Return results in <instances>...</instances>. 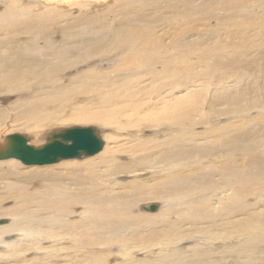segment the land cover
I'll use <instances>...</instances> for the list:
<instances>
[{
    "label": "bare ground",
    "instance_id": "bare-ground-1",
    "mask_svg": "<svg viewBox=\"0 0 264 264\" xmlns=\"http://www.w3.org/2000/svg\"><path fill=\"white\" fill-rule=\"evenodd\" d=\"M110 1L116 4L124 0H0L6 2V6L0 7V75L4 80L1 82L7 87H26L28 84L29 90L30 84L36 82L43 85L42 90L45 84L53 82L54 72L63 69L70 55L75 54L72 51L75 45L60 47L50 43L45 49L40 47L41 50L35 43L18 46L19 41L16 44V40L23 33L27 34V30H21V27L28 22L30 25L35 22L36 27L39 20L44 28L60 25L65 29L69 26L66 31L68 36L74 39L78 35L86 37L78 41L81 47L79 53L88 58L97 56L93 61L96 62V69L90 72L92 75L87 74L77 80L78 87L46 94L42 91L44 94L40 92L32 103L26 102L28 104L24 108L19 106L23 109H19L15 116L24 123L23 130L36 133L25 135L28 144L41 148L52 133L75 127L94 128L104 142L103 150L95 156L66 159L55 165L22 163L28 168H21L19 160L21 165L15 159L0 161V182L5 188L0 204L7 199L15 201L12 208L0 207V217L11 220L0 225V264H28L33 259L40 262L39 257L26 260L30 252L41 256L46 254L45 259L41 257L45 261L43 264H105L104 254H97L92 251L94 249L86 247L89 244L106 247L116 242L122 245L121 256L125 255L126 264H146L147 261L138 263V260L130 258L128 251L136 242L151 248L154 242L160 243L161 240L167 244L172 237L175 241L193 240L197 245H203L201 251H194L193 257L208 254V264H219L211 258L214 256L220 262L217 256L224 253H231L229 263L236 264L235 258L239 256L235 257V252H254L257 242L264 239V209H255V205L248 202L250 198L255 201L264 198V140L250 139L254 136V123L262 124L259 118L253 121L250 116L253 112H264V103L261 106L253 104L257 99V88L264 82L257 83L253 75L254 92L246 94L245 90L221 88V80L214 82L210 90L209 87L200 89L198 77L207 75L209 79L219 72L225 74L234 70L238 56L253 49L255 43L252 39H244L238 44V38L244 32L239 31L237 20L240 1L210 0L208 6V0H138L144 6V11L138 6L136 10L140 23L137 21L124 26L115 23L112 16L104 19L109 25L103 27L108 34H113L112 40H107L104 32H96L90 27H86L83 34L74 29L73 25L81 23H71L77 16L76 9L98 8L95 11L101 17L113 5L109 4ZM193 2L198 4L195 9L191 8ZM219 5H223L226 16L216 22L219 26L212 31L209 39L211 42L224 38L217 47L207 44L197 47L188 44L182 37L185 35L178 37L183 31L196 29V24L204 20L208 13L216 11ZM72 10H76V16ZM145 11L150 15L152 12H149L153 11L160 16L159 20H154L156 23L174 18V30L158 34V28L152 29L154 22L145 16ZM193 11L202 17L192 16ZM83 15L86 16V13ZM232 18L237 21L232 22ZM114 23L115 26L110 27ZM33 29L30 28L31 31ZM50 29L53 30L52 27ZM247 30V35L253 38L264 36V31L254 24L250 23ZM115 48H120L115 53L117 58L114 55L99 61L98 56H103L105 52L113 54ZM197 54L200 55L196 56L197 60H191ZM51 58H56L57 62L50 61ZM106 61L116 62V67L112 70L99 69L100 63ZM54 63L58 65L54 67ZM226 66L234 67L227 69L224 68ZM125 72L131 75L109 79ZM179 74H184L186 78L184 85L175 81ZM233 76L223 78L231 81ZM232 90H235L234 94H230ZM69 94L81 95L88 103L73 108L76 97L72 99ZM6 116L0 110L2 127L5 124L1 121ZM70 122L99 125L52 128ZM2 127L0 145L5 143L7 136L2 133ZM106 127H109L108 132L114 129L113 132L126 133L125 138L121 141L116 135L105 132ZM147 131H153L154 137L143 139ZM243 137L250 138L246 140ZM39 141L42 144L39 145ZM126 158L131 163H126ZM157 158L160 162L152 163ZM142 162H151V170L160 173V177L150 181V186L146 188L140 182L123 183L124 177L139 176L145 172L146 166L143 167ZM159 201H164V206L161 207L157 203ZM150 205H157V210L150 211ZM246 206L253 208L247 209ZM155 213L163 215L162 219L165 217L164 228L157 229L159 225L149 232H141L142 227L154 226L155 219L152 217L156 216ZM73 214L75 216L72 217L81 222L71 221ZM158 222L160 220L155 225L160 224ZM128 229H137L133 234L135 237L128 239L121 235L122 230ZM16 235L18 237L14 238ZM9 236L13 239L7 240ZM67 240L80 245L77 254L72 255L68 245L58 247ZM46 241H52L54 245L41 247ZM237 242L241 243L235 245ZM152 261L150 264H153ZM170 262L186 264L179 257Z\"/></svg>",
    "mask_w": 264,
    "mask_h": 264
},
{
    "label": "rangeland",
    "instance_id": "rangeland-1",
    "mask_svg": "<svg viewBox=\"0 0 264 264\" xmlns=\"http://www.w3.org/2000/svg\"><path fill=\"white\" fill-rule=\"evenodd\" d=\"M136 1V2H134ZM209 1V2H208ZM207 3H208V6L209 4L211 3L210 0H208ZM228 1V0H227ZM240 1V4H239V7H238V10H237V20L238 22L240 23V28H239V31H244L243 34L238 38L240 41L238 44H241L242 41L244 39H252L254 40V47L253 49H251L250 51H248L247 53H244V54H241L238 56V63L235 66V69L232 70V71H229L227 73H223V72H219L217 74H215V76L213 78H209L208 79V76L207 75H202V76H199L198 77V84H199V87L200 89L201 88H207L209 87V90L211 89V85L218 81V80H221L223 82L222 87H226L227 89H231V88H235L236 90L238 91H241V90H245L246 91V94H252L254 91L253 89V86H252V83L254 81H252V77L253 75L256 76V82L257 83H260L262 84V82H264V36H259V37H256V38H253L249 35H247V33L249 32V30H247V26L251 23V24H254L256 27L258 28H261L263 31H264V7H262L261 5L264 6V0H239ZM126 2V3H125ZM132 2V3H131ZM151 2V1H150ZM136 3V4H134ZM215 3V2H213ZM111 6L110 10L109 11H106L104 13H102V16L99 17L97 16V14H99V12H96L95 9H98V8H79V9H76L77 10V16H76V10H72L75 12V18L74 20L72 21L71 20V23L73 25L74 21H78V22H81L79 23L77 26L73 25L74 29L77 30L78 32H80L81 34L84 33V29L86 27H90L92 28L94 31L96 32H104L106 34V37H107V40H112L113 39V34H108L105 29H104V25H109L108 21H105L104 19L108 16H112V18L116 21H114L115 23L118 22V24H122L124 26H127L129 23V25L131 24H136L137 21L140 23L141 20H137V13H136V10H137V6L139 9L143 10V7L140 3H138V0H124L123 3L120 2V3H114L113 1H110L109 3ZM124 4V5H123ZM129 4V5H128ZM127 5V6H125ZM135 5V6H134ZM198 5L197 3L193 2L192 3V9H195L194 6ZM2 6H6V2H0V7ZM134 9H132V7ZM222 6L223 5H219V6H216V11H213V13H208L207 14V17L204 19V20H200L197 24H196V29L195 28H190L186 31H183L182 34H179L178 37L180 35H185V36H182L184 37L187 41H188V44H192L194 46H197V47H202V45L204 44H207V45H212L214 47H217L219 45V42L224 40V38H220V39H217L215 41H211L209 42V39L211 38V33L214 29H216L219 25L216 24V22L221 19V18H224L226 16L225 14V11L224 9H222ZM131 7V8H130ZM142 7V8H140ZM129 8V9H128ZM151 8V7H150ZM149 8V9H150ZM128 9V10H126ZM148 9V10H149ZM201 10V9H199ZM199 10H197L196 12H198ZM90 11V12H89ZM209 11V10H208ZM152 12V13H151ZM163 12H166L167 14H170L168 13L169 11L167 10H163ZM204 12L206 13V11L204 10ZM83 13H86V16L83 15ZM149 13H151L152 15L148 14V12L145 11V16L147 18H149L150 20H159L160 19V16L158 14H155L153 11H150ZM171 15V14H170ZM195 15L196 18H200L202 17V15L200 14H197L193 11L192 13V16ZM130 20V21H129ZM134 20V21H133ZM232 22L234 21H237L236 19L232 18L231 19ZM127 21V22H126ZM38 26L35 27V22L32 23V25H30V23L28 22L27 24H23L22 27H21V30L24 29L27 34L23 33L22 36H23V39H22V36L20 35V39H17L16 40V44L18 46H25L26 45H29L31 43H35L38 45L39 47V50L42 49H45L47 48V45L51 43V45H56V46H60V47H71V46H74L75 47H72L73 49L76 48V49H72V51L75 53V54H71L70 57H69V61H68V64H65V69H60V70H57L56 72H54V80L52 83H49V84H45L44 85V88L41 90L42 86L40 83H36V82H33L32 84H30L29 86V90H28V84L25 85L26 87H7L4 82L2 83L1 81H4L3 80V77L0 75V110H2V112L8 116H6L7 118H5L4 120L1 121L2 124H5V126L3 125L4 129L3 130V134H7V136H9L10 134H21V135H27L28 133L29 134H34L36 135V133H33V132H27L26 130H23V125L24 123H21L22 121H20L15 115H17L19 111V106L20 107H23L26 106L28 103H32L34 100H36L38 94L41 92V94H46V93H52V92H56L58 90H62V89H67V88H73V87H78L79 86V83H77V80L80 81L81 78H84V76H86L87 74L88 75H92L90 72H93L94 69H96L97 66H95V63L96 62H93L94 60H96V57L93 58V56H90L89 58L88 57H83L81 54L82 53H79L81 52V47H80V43H78L79 39L81 41H83L86 37L84 36H81V35H78V36H81V37H78L77 38H73V36H68V33L66 32L68 29H69V26H67L65 29L64 28H61L63 26H60V25H55V26H49L48 28H44L42 27V24H40L41 22L38 20ZM77 22V23H78ZM124 22V23H122ZM135 22V23H134ZM115 23L114 25H110V27H114L115 26ZM144 23H146V21H144ZM158 23V24H157ZM154 22V25H152V29H156L157 33L160 35H163V31L166 30L165 32H172L174 30L173 28V25L172 23H174V18L170 19V20H165V23L163 22ZM225 22H222V24H224ZM127 24V25H126ZM172 24V25H171ZM41 25V27H40ZM51 25H54L51 24ZM24 26V27H23ZM26 26V27H25ZM164 26V27H163ZM222 26V25H221ZM32 29V27L34 28L32 31L30 30V28ZM52 27L53 30H51L50 28ZM170 27V28H169ZM38 28V29H37ZM68 28V29H67ZM165 28V29H164ZM56 29V30H55ZM58 29V30H57ZM61 29V30H60ZM38 30V31H37ZM47 30V31H46ZM50 30V31H48ZM55 31V32H54ZM161 31V32H160ZM52 32V33H51ZM61 32V33H60ZM30 34V35H29ZM37 34V35H36ZM53 34V35H52ZM39 35V36H38ZM45 35V36H44ZM60 35V36H59ZM65 35V36H64ZM30 40H28V38ZM34 36V37H33ZM42 36L44 38H42ZM16 37V36H15ZM31 37V38H30ZM39 37V38H37ZM56 37V38H55ZM177 37V36H176ZM175 37V38H176ZM17 38V37H16ZM19 38V37H18ZM48 39V40H47ZM62 39V40H61ZM41 40V41H40ZM61 40V41H60ZM175 40V39H174ZM37 41V42H35ZM48 41V42H47ZM55 41V42H54ZM226 43L230 42V41H225ZM24 45H23V44ZM235 43V42H234ZM62 44V45H61ZM44 46V47H43ZM41 47V48H40ZM78 48V49H77ZM80 49V51H79ZM116 49V48H115ZM120 48H117L116 50L113 49V54L111 53H103L104 55L103 56H98L99 58V61L103 60L104 58L105 59H109L110 57L114 56L115 53H117L119 51ZM78 53H76V52ZM84 55V54H83ZM196 56H200L199 54L195 55V57H191V60H197V57ZM74 57V58H73ZM76 57V58H75ZM82 57V58H81ZM103 57V58H102ZM114 58H117V56L115 55ZM48 59V58H47ZM93 59V60H92ZM50 61L52 62H57V59L56 58H51ZM111 61V60H110ZM83 62V63H82ZM91 63V64H90ZM104 63V65H103ZM103 63H100L99 65V69L101 70H112L113 68L116 67V62L112 61V62H109V61H106V62H103ZM58 63H54V67L57 66ZM71 65V66H70ZM68 66V67H67ZM91 66V67H90ZM92 66H94L92 68ZM234 66H226L224 68H231V67H234ZM149 66H147V69H148ZM86 68V70H85ZM79 69V70H78ZM81 69V70H80ZM80 71V72H79ZM83 71V72H82ZM61 73V74H60ZM69 75V76H68ZM128 75H131L130 72H125V73H118L115 77H109L110 80H114L116 79L117 77L118 78H122V77H126ZM226 75H234L232 78H231V81L230 80H227L225 78H223L224 76ZM262 75V76H261ZM66 76V77H65ZM62 77V78H61ZM146 78V77H145ZM75 79V81H74ZM185 77H184V74H179L177 78H175V81L179 84V85H184L185 84ZM67 83V84H66ZM38 84V85H36ZM61 84V85H60ZM72 84V85H71ZM75 84V85H74ZM35 85V86H34ZM49 85V86H48ZM51 85V86H50ZM56 85V86H55ZM66 85V86H64ZM38 86V87H37ZM7 87V88H6ZM40 87V88H39ZM63 87V88H62ZM36 88V89H35ZM57 88V89H56ZM220 88V89H221ZM2 89V90H1ZM17 89V90H16ZM25 89L27 91H25ZM54 89V90H53ZM219 89V90H220ZM258 90L256 91V96L257 99L255 100V106H261L263 103H264V84L261 85L260 87L257 88ZM35 90V91H34ZM38 90V91H37ZM49 90V91H48ZM3 91V92H2ZM19 91V92H18ZM37 91V92H36ZM44 93H43V92ZM52 91V92H51ZM29 92V93H28ZM5 93H8V94H5ZM10 93V94H9ZM14 93V94H13ZM36 93V95H35ZM235 93V90H232L230 92V94H234ZM5 94V96L3 95ZM2 95V96H1ZM9 96V97H8ZM69 96L72 98V99H75L76 97V100L73 101V104H72V107L73 108H77L78 106H82L83 104L85 103H88L86 102L87 100L85 98H83V96L81 97V95H73V94H69ZM234 96V95H233ZM35 97V98H34ZM77 97L79 99H77ZM32 98V99H31ZM68 98V96H67ZM235 98V97H234ZM26 101H25V100ZM31 99V100H30ZM5 100V101H4ZM21 100L23 102H21ZM28 102V103H26ZM85 102V103H84ZM82 103V105H81ZM26 104V105H25ZM11 105V106H10ZM246 105L243 106V108L245 107ZM8 108V109H7ZM18 108V110H17ZM22 108V109H23ZM21 109V110H22ZM16 110V111H15ZM14 112V113H13ZM71 112V111H69ZM226 112H229L227 109H226ZM14 115V116H13ZM11 116L12 119H11ZM250 118L254 121L255 118H259L260 121H262V124H258V123H254L253 125V130H252V133H253V137H243L242 139H248L250 138L251 140H264V112H253L252 115L250 116ZM223 119V118H222ZM10 122V123H9ZM13 122V123H12ZM20 123V124H19ZM10 124V125H9ZM8 125V126H7ZM22 125V126H20ZM94 125H99L98 123H88L86 122L85 124L83 123H75V122H70V123H67V125H56L55 127H52V128H64V127H67V128H70V127H75V126H80V127H86V126H94ZM252 125V124H251ZM2 126H0L1 128ZM2 127V128H3ZM13 129H12V128ZM21 127V128H20ZM95 127V126H94ZM168 127H170V125L168 124ZM52 128H47L46 130L48 129H52ZM76 128V127H75ZM108 128L109 127H106L107 130H105V132L109 133V134H114L117 136V138L119 140H123L125 138V134L126 133H122V132H113L114 129H111L109 130L108 132ZM12 129V130H10ZM246 129V128H244ZM1 130V129H0ZM112 131V132H111ZM115 131V130H114ZM149 132V133H148ZM121 133V134H120ZM9 134V135H8ZM152 134V135H151ZM122 135V136H121ZM6 136V137H7ZM28 136V135H27ZM150 137H154L153 135V131H147L145 136L143 137L144 138H150ZM121 138V139H120ZM105 139V138H104ZM38 141V140H37ZM106 141V146H107V140L105 139ZM42 144V142L39 141V145ZM95 156V155H94ZM126 156H129V153L126 152ZM91 157V156H90ZM93 158V157H92ZM91 159V158H89ZM126 161V163H131L129 161V158H126L124 159ZM159 160V158H157V160H153L152 163H156L157 161ZM17 161V160H16ZM70 161V160H68ZM20 164L19 161H17ZM65 162V161H64ZM160 162V161H158ZM61 163V162H60ZM58 163V164H60ZM142 166L145 167V172H143L141 175L139 176H130V177H124V181L123 183H126V184H130L131 182L132 183H141L142 187H145L146 186L148 187V185L150 186V181L154 180V178H159L160 176V173L157 174V172H155V170H151L150 166H151V162H142ZM55 165V164H54ZM54 165H49V166H54ZM57 165V164H56ZM150 165V166H149ZM49 166H43V167H49ZM154 166H157L156 164H154ZM21 167V166H20ZM26 167L25 165L22 164V167L21 168H24ZM28 168V167H26ZM147 169H150L149 171H147ZM140 177V178H139ZM133 179V180H132ZM148 181H147V180ZM132 180V181H131ZM160 180V179H159ZM145 184V185H144ZM0 190L3 192L0 191V196H2L4 193H5V188H4V183L3 182H0ZM252 199V200H251ZM250 200V201H249ZM256 200V199H255ZM253 198H250L248 199V202L251 203V204H254V208L257 209H264V198H262V200H257L255 201ZM254 201V202H253ZM259 201V202H258ZM256 202V203H255ZM162 206H164V201H159L157 202ZM157 203H154V204H157ZM15 204V201L13 200H5L3 201L1 204H0V207H2L3 209H6V208H12L14 207L13 205ZM163 204V205H162ZM2 205V206H1ZM259 206V207H258ZM138 207V205H137ZM140 207V206H139ZM263 207V208H262ZM246 208H253L251 206H246ZM80 211V210H79ZM146 214V213H145ZM156 216L152 217V219H155L153 223H157V221L160 220V224H153L154 226H149V227H143L140 229L141 232H149L151 230V228H156L157 226H159V228L157 227V229H161L164 228L162 225L165 223L163 222L165 217H163L162 219V216H159L158 214L160 213H155ZM158 215V216H157ZM72 216H75L74 214L70 216V220L71 221H79L78 218H74ZM73 218V219H72ZM159 218V219H158ZM77 219V220H76ZM158 219V220H156ZM0 220H7L8 223H9V220L10 218L8 217H0ZM11 221V220H10ZM83 221V220H82ZM162 221V223H161ZM258 221H260V219H258ZM81 222V220L79 221ZM146 228V229H145ZM142 229L144 231H142ZM123 232L121 233V235L124 237V238H128L130 239V237L134 236V232H137V229H128V230H122ZM132 234V235H131ZM18 237L17 235L14 237L16 238ZM135 237V236H134ZM13 239L12 236H9L7 237V240H11ZM242 240V238H240ZM183 240V239H180V241ZM160 243H153V245H151V248L150 246H147V245H143L141 243H137L136 241H134L133 243L136 242L135 244V248H138L135 249L134 247L131 248V251H128L129 252V256L132 260H138L136 262L140 263V262H146V264H150L151 261L153 264H171L172 262H170L171 259L173 258H181L183 260H185L186 264H201L205 262V264H208V260L210 259V257L208 256V254H203V255H199L198 257H193V254H194V251H201V248L203 245H197V242L196 241H193V240H188V241H185V242H180L179 240L176 239V241H179L178 243L175 241V238H171L170 241L166 244L162 243L161 240H159ZM193 241V242H192ZM264 239H262L261 241H258L257 242V250L254 251V252H250V253H245V252H241V253H238V252H235V257L239 256L238 259H236V264H264ZM51 242V243H50ZM66 242V243H65ZM171 242V243H170ZM187 242V243H186ZM190 242V243H189ZM43 244L41 245V247H45L47 248V246L51 247L53 246V242L52 241H46V242H42ZM182 243V244H180ZM238 244L235 243V245H239L241 242H237ZM263 243V244H262ZM72 244V245H71ZM141 244V245H140ZM71 247V248H69ZM113 245V246H111ZM111 245H108L106 247L104 246H96L94 247V245H87L86 248L89 247V249H94L92 251H95L97 254L98 252L102 253L105 255V264H126L125 263V255L124 257L122 258V245H120V243H118L117 245V242L116 244L112 243ZM115 245V246H114ZM158 245V247H157ZM164 245V247H163ZM171 247H170V246ZM194 245H195V248H194ZM196 245L198 248H196ZM263 245V246H262ZM66 247L67 246V249H70V252L72 255L74 254H77V251L79 250L77 247H79L80 245L78 243H76L74 241V243L70 242L68 243V240L67 241H63L60 246L58 247ZM76 247V248H73V247ZM83 246L84 245V242H83ZM166 246V247H165ZM192 246V248H191ZM40 247V248H41ZM91 247V248H90ZM110 247V248H109ZM142 247V250L140 249ZM146 247V248H144ZM153 247H155L153 249ZM162 247V248H161ZM175 247V248H174ZM103 248V249H102ZM149 248V249H148ZM161 248V249H160ZM228 249V247H226ZM35 250L36 247H34ZM140 249V250H139ZM145 249V250H144ZM153 249V250H152ZM157 251H156V250ZM184 249V250H183ZM185 249L187 250L185 252ZM194 249V250H193ZM197 249V250H196ZM77 250V251H76ZM102 250V251H101ZM122 250V251H121ZM148 250H150L151 252L154 251V252H150V253H147ZM162 250V251H161ZM178 250V251H177ZM193 250V251H192ZM225 250V248H224ZM0 251H1V248H0ZM115 251V252H114ZM260 251V252H259ZM35 252V251H34ZM135 252V254H134ZM164 252V253H163ZM184 252V253H183ZM83 251L80 253L82 254ZM258 253V254H257ZM109 254L111 256H109ZM171 254H172V258H171ZM174 254V255H173ZM187 254V255H186ZM230 254V255H229ZM240 254V255H239ZM31 255V257H30ZM33 255V256H32ZM116 255V256H114ZM122 255V256H121ZM134 255V257H133ZM168 255V256H167ZM186 255V256H184ZM248 255H252V259L251 257L249 256L248 258ZM107 256V257H106ZM147 256V257H146ZM177 256V257H176ZM190 256V257H188ZM202 256V257H201ZM222 258H220V257ZM219 256H217V258H219L221 261L218 262L216 260V258H214V256L211 258L212 261H216L215 263H219V264H231L229 262H231L230 259H232V256H231V253H224L223 254H220ZM30 257V258H29ZM34 257H39V261L41 262H38L37 263V260L36 259H33V261L31 260L30 262L28 261V264H43L45 261H42L41 257H43L44 259L46 258V254H44L43 256L41 255H36L35 253L33 252H30L27 256H26V260H29V259H32ZM136 257V258H135ZM152 257H156V258H152ZM166 257V258H165ZM169 257V259H168ZM195 258V259H192V258ZM207 259H206V258ZM227 257V259L225 258ZM247 257V258H246ZM262 257V258H261ZM109 258V259H107ZM111 258V259H110ZM135 258V259H134ZM139 258V259H137ZM149 258V259H148ZM171 258V259H170ZM203 258V259H201ZM204 258L206 260H204ZM142 261H141V260ZM197 259V260H196ZM200 259V261H199ZM214 259V260H213ZM241 259V262H238L240 261ZM250 259V260H249ZM109 262H108V261ZM117 260V261H116ZM165 260H167L165 262ZM169 260V261H168ZM204 260V262H203ZM35 261V262H34ZM116 261V262H115ZM198 261V262H197ZM227 262V263H225Z\"/></svg>",
    "mask_w": 264,
    "mask_h": 264
},
{
    "label": "water",
    "instance_id": "water-1",
    "mask_svg": "<svg viewBox=\"0 0 264 264\" xmlns=\"http://www.w3.org/2000/svg\"><path fill=\"white\" fill-rule=\"evenodd\" d=\"M41 148L28 144L26 136L12 134L0 145V161L19 160L25 165H48L66 159L90 157L103 150L104 142L94 128H73L52 133ZM150 211L157 210V205H150ZM8 223L0 220V225Z\"/></svg>",
    "mask_w": 264,
    "mask_h": 264
}]
</instances>
